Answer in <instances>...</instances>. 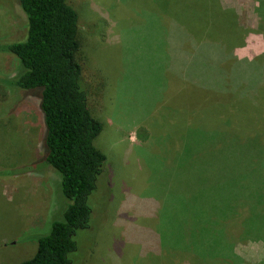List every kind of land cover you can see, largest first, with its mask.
<instances>
[{
	"label": "rangeland",
	"instance_id": "obj_1",
	"mask_svg": "<svg viewBox=\"0 0 264 264\" xmlns=\"http://www.w3.org/2000/svg\"><path fill=\"white\" fill-rule=\"evenodd\" d=\"M70 1L83 85L103 124L95 144L106 155L73 263L228 264L222 245H233L236 264H264V243L242 236L238 207L264 176L252 170L264 163V0H219L233 26L252 29L245 37L195 23L191 10L172 12L175 0ZM27 29L20 5L0 0V44L24 40ZM22 70L0 52V79ZM2 81L0 264H19L68 200L44 157L39 91ZM221 197L232 201L223 213Z\"/></svg>",
	"mask_w": 264,
	"mask_h": 264
},
{
	"label": "trees",
	"instance_id": "obj_2",
	"mask_svg": "<svg viewBox=\"0 0 264 264\" xmlns=\"http://www.w3.org/2000/svg\"><path fill=\"white\" fill-rule=\"evenodd\" d=\"M15 1L26 14L27 35L22 41L0 44V52L15 54L23 70L15 77L0 80H5L2 83L10 88L39 91L46 126L44 157L47 164L61 174L62 192L68 200H65L67 207L61 213L62 220H55L51 231L37 238L35 254L19 264H74L75 236L78 230L89 227L92 216L89 196L98 186L106 161L105 153L95 144L103 124L91 111L83 85V67L78 59L81 48L79 15L70 0ZM212 1L175 0L168 9L174 13L191 10L197 19L195 23L204 20L209 29H217L220 34L243 36L252 30L241 25L233 26L235 19L232 15L224 16V12L232 14L233 11L223 8L219 0ZM261 56L254 60L261 59ZM257 163L253 173L264 168V163L262 166ZM247 186L245 190L249 193L242 192L244 199L238 204L243 213L242 236L258 238L264 243V176H256ZM205 189L211 190L207 187L202 190ZM222 200L226 204L223 213L232 201L224 197ZM215 232L220 237L229 238L225 229H216ZM222 246L228 264H236V258L229 253L233 245L230 249ZM180 249L185 248L180 247L175 252L192 253L189 254L192 259L200 256L197 251Z\"/></svg>",
	"mask_w": 264,
	"mask_h": 264
},
{
	"label": "crops",
	"instance_id": "obj_3",
	"mask_svg": "<svg viewBox=\"0 0 264 264\" xmlns=\"http://www.w3.org/2000/svg\"><path fill=\"white\" fill-rule=\"evenodd\" d=\"M251 32V31H250ZM248 34V33H247ZM243 37H245V35L243 36ZM247 37V36H246ZM241 46H244V44H243V42H242V44L240 45V46H238V47H241Z\"/></svg>",
	"mask_w": 264,
	"mask_h": 264
}]
</instances>
